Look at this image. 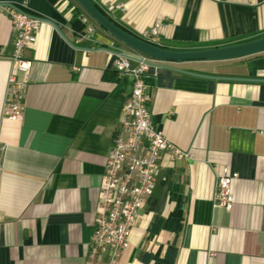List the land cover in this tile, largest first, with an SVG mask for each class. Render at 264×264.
Instances as JSON below:
<instances>
[{
  "label": "crops",
  "instance_id": "crops-1",
  "mask_svg": "<svg viewBox=\"0 0 264 264\" xmlns=\"http://www.w3.org/2000/svg\"><path fill=\"white\" fill-rule=\"evenodd\" d=\"M121 29L174 50L222 46L264 35V0H92ZM40 18L22 120L3 116L12 69L7 8ZM75 0H0V264H108L88 256L99 184L122 105L133 86L114 68L118 53L141 54ZM77 16V17H78ZM81 26V27H80ZM137 60L131 59L135 66ZM170 65L198 73L264 79V51ZM19 75V73H17ZM155 127L187 153L164 157L118 264H264V81L204 79L150 67L144 76ZM230 211L213 206L222 167Z\"/></svg>",
  "mask_w": 264,
  "mask_h": 264
},
{
  "label": "built area",
  "instance_id": "built-area-1",
  "mask_svg": "<svg viewBox=\"0 0 264 264\" xmlns=\"http://www.w3.org/2000/svg\"><path fill=\"white\" fill-rule=\"evenodd\" d=\"M13 33L12 69L7 76L5 97L1 112L7 119L19 121L24 115V96L32 60L24 55L36 40L40 18L14 8H7ZM91 16L80 14L82 28L76 31L78 39L92 40L95 26ZM159 23L141 33V38L151 42L157 35ZM118 53L114 68L119 75L129 74L133 86L122 105L119 131L113 137L99 184V197L94 211L93 231L88 256L99 259L107 249L108 264H118L119 258L129 249V235L135 226L139 210L152 193L163 158L170 161L187 156L164 133L154 126L148 102L150 95L144 76L150 67L141 55L135 66L131 59ZM19 73V75H17ZM238 173L224 166L216 175L213 206L230 211L234 197L232 181Z\"/></svg>",
  "mask_w": 264,
  "mask_h": 264
},
{
  "label": "water",
  "instance_id": "water-1",
  "mask_svg": "<svg viewBox=\"0 0 264 264\" xmlns=\"http://www.w3.org/2000/svg\"><path fill=\"white\" fill-rule=\"evenodd\" d=\"M78 5L89 15L91 18L108 34L113 36L119 42L127 47L137 51L144 56V61L149 67L161 68L170 70L176 73L204 78V79H225V80H244V81H264L259 78H241V77H228L203 74L193 71L184 70L170 63H180L186 61H216L228 60L244 57L257 52L264 51V36L246 40L243 42L227 44L222 46L197 48L189 50H174L168 49L152 42L144 40L136 35H133L124 29H121L117 24L111 21L104 15L92 0H75ZM41 20V19H40ZM130 59L139 60V58L124 54Z\"/></svg>",
  "mask_w": 264,
  "mask_h": 264
},
{
  "label": "trees",
  "instance_id": "trees-1",
  "mask_svg": "<svg viewBox=\"0 0 264 264\" xmlns=\"http://www.w3.org/2000/svg\"><path fill=\"white\" fill-rule=\"evenodd\" d=\"M96 7L104 14V15H106L97 5H96ZM78 14H79V12H77V11H75L74 13H73V15H72V17H71V23H72V21H74V22H76V23H78L79 21H78ZM81 27V26H80ZM261 36H264V35H261ZM258 37H260V36H258ZM254 38H257V37H254ZM251 39H253V38H251ZM247 40H250V39H247ZM246 41V40H245ZM240 42H243V41H240ZM238 43V42H237Z\"/></svg>",
  "mask_w": 264,
  "mask_h": 264
}]
</instances>
